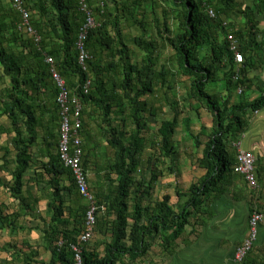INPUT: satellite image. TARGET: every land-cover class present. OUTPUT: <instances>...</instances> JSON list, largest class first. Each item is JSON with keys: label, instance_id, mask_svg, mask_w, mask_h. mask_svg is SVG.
Wrapping results in <instances>:
<instances>
[{"label": "trees", "instance_id": "1", "mask_svg": "<svg viewBox=\"0 0 264 264\" xmlns=\"http://www.w3.org/2000/svg\"><path fill=\"white\" fill-rule=\"evenodd\" d=\"M22 1L40 37L38 45L19 30L20 17L11 3L0 0V68L9 81L4 98L9 104L6 115L12 125L14 153L12 171L7 168L6 152L0 158V173L10 176L8 182L0 176V187L16 202L11 211L6 207L3 210L4 203L0 202V232L12 237L38 231L48 260H36L39 250L27 241L22 242L26 249L10 241L0 246V252L18 264H73L71 246L78 243L84 231L88 205L79 195L72 173L58 156L59 129L58 135L53 130L58 126L54 112L59 114L57 89L46 56L53 58L67 88L81 102L80 135L87 146H82V163L85 148L89 153L93 146L87 127L94 116L100 120L101 138L114 151L112 162L106 166L107 181L115 176L108 191H92L88 186L97 214L94 236L81 247L83 263L121 264L125 256L133 262L147 253L150 238L174 242L187 227L194 225L197 216L208 214L207 204L227 192L229 183L237 178L243 180L234 171L236 145L247 128L249 114L264 107V84L258 88L248 77L253 70H264V30L259 28L260 20H264V0H86L98 23L86 40L91 55L88 73L82 72L77 64L75 43L84 22L78 0ZM209 9L214 17L208 14ZM148 16H152L158 37L173 49L178 74L189 80V91L183 99L188 101L186 111L193 114L181 117L172 110L173 117L161 121L155 130L149 141L152 153L145 158L149 131L147 118L143 116L147 111L145 99L154 93L156 85L166 86V69L154 70L159 47L153 36L146 38L144 19ZM123 24L130 29H142L133 40L142 52L140 63L131 60L121 30ZM229 34L238 43V52L243 57L240 64L230 49ZM88 78L90 86L84 93ZM219 82L224 93L208 92L207 85ZM253 87L259 92L250 100ZM233 92L237 94L235 97ZM176 106V102L171 105L173 109ZM201 110L211 118L208 129L202 125ZM44 114L51 115L45 126ZM180 129L191 140L192 147L202 149L198 166L204 171L184 192L178 184L179 142L174 139ZM39 138L43 147L42 161L38 162L32 150ZM82 166H87L86 160ZM31 170L36 171L25 181ZM259 171L255 159L257 178ZM167 175H174L177 180L178 201L171 205L170 197L163 195L153 203L155 185ZM62 179L68 181L67 186H60ZM26 183L32 184L35 191L28 186L25 189ZM243 184L250 191L244 180ZM71 196L74 199L67 204L66 197L70 200ZM181 199L185 201L181 203ZM42 201L45 218L36 209ZM39 219L40 229L38 225H28L27 220ZM260 252L254 245L239 264H264Z\"/></svg>", "mask_w": 264, "mask_h": 264}, {"label": "crops", "instance_id": "2", "mask_svg": "<svg viewBox=\"0 0 264 264\" xmlns=\"http://www.w3.org/2000/svg\"><path fill=\"white\" fill-rule=\"evenodd\" d=\"M259 28L264 30V20H260ZM0 76H2V73ZM248 77L253 79V85L255 84L258 88L263 87L264 70H253ZM6 82L9 84V81ZM253 88L255 90L250 92V100L259 92L258 89ZM224 92L225 90L221 88L218 94ZM236 95L233 92V97ZM8 106L9 104L6 99H4V103L0 102V158L6 152V159L9 163L7 168L12 171L14 157L12 149L13 133L11 122L6 115ZM54 112L58 119V126L53 128V130L58 135L60 119L58 118V111ZM200 116L202 125L208 129L211 126L210 116L204 110H201ZM49 119H51V115L44 114L42 117L43 126L48 124L47 121ZM184 137L186 140H189L186 134ZM40 139H38L37 145H34L32 150L38 162L42 161L41 147L43 146ZM179 141L181 143L182 138L180 140L177 139L175 142ZM237 144H239V148L255 156L257 168L260 170L258 173L259 179L257 178L260 186L259 190H261L260 193L247 190L243 184V180L237 178L227 185V192L216 199L214 198L207 204L208 214L202 213V215L197 216L195 221H193L194 225L187 227L183 235L178 237L174 242L171 239L168 241L167 238L166 240H162L159 237L155 239L150 238L148 239L150 247L145 255L135 259L133 262L129 261L128 256L122 257L121 264H234V253L246 237L248 219L252 210H260L264 215V107L260 111L249 114L247 128ZM201 150L200 147L198 149L195 147L178 148L180 176L178 184H180L181 192H184L193 181L199 179L204 174L203 169L198 166L202 153ZM1 164L2 161L0 160ZM167 164L169 163L166 162ZM5 175L6 182H8L10 176L8 177V173ZM176 186L177 180L174 175H167L161 178L155 185L151 201L155 203L160 201L163 195H167L170 197L171 205L177 203L178 198L175 196ZM5 196L12 201V198L4 194L0 187V202L6 199ZM184 201L183 199L180 200L181 203ZM125 243L129 245V242ZM255 248L262 249L261 256L264 261V219L259 227ZM7 260H11L8 255Z\"/></svg>", "mask_w": 264, "mask_h": 264}, {"label": "built area", "instance_id": "3", "mask_svg": "<svg viewBox=\"0 0 264 264\" xmlns=\"http://www.w3.org/2000/svg\"><path fill=\"white\" fill-rule=\"evenodd\" d=\"M12 8L19 14L20 23L19 30L32 39L35 45L40 42V37L34 30L30 22V11L22 0H8ZM80 10L84 13V22L79 28L75 49L77 52V64L82 72L88 73L87 63L91 59V55L86 47L88 34L97 25L96 17L91 8L88 7L86 0H78ZM208 14L214 17L212 10H208ZM230 49L234 52L235 61L240 64L243 61L242 55L238 52V43L234 37L227 35ZM46 64L49 65L51 79L57 89L56 103L59 109V141L57 145L60 163L70 170L75 184L78 188L79 195L86 201L88 208L84 218V231L78 238V243L72 245L71 249L74 254L73 264H84L82 259V245L91 241L94 236L96 227V206L93 197L88 190L87 175L83 170V143L80 135L82 127L81 111L82 105L79 98L67 88L65 80L58 73L54 60L51 56L45 57ZM238 72V70H237ZM236 72V74H237ZM238 75V74H237ZM236 75V77H237ZM235 77V79H236ZM90 86L88 78L83 86L84 93H87ZM241 88L238 93H241ZM236 165L234 171L242 176L248 188L256 192L259 189L257 177L255 175V156L239 148L236 145ZM264 215L253 209L248 219V229L246 237L242 243L236 248L233 263L239 264L243 261L247 253L253 248L258 238L260 224L263 222Z\"/></svg>", "mask_w": 264, "mask_h": 264}, {"label": "rangeland", "instance_id": "4", "mask_svg": "<svg viewBox=\"0 0 264 264\" xmlns=\"http://www.w3.org/2000/svg\"><path fill=\"white\" fill-rule=\"evenodd\" d=\"M4 4H8L6 1H3ZM145 5H148V2L145 3ZM161 9L158 10V13H161ZM141 18V17H140ZM152 16H148V19H144L145 21V27L147 28V39H151V36L154 37V39L157 41L158 45V63L155 67V72H160L164 69H166V86L162 87L161 84L156 85V89L154 88V93L151 95H147L148 97L145 99L147 102V111L144 112L143 116L147 118L146 123L147 126L149 127V131L147 132V140L146 143L148 146L146 147L144 151V157L148 158L149 155L152 153V149L149 147V141L150 139L154 138V133L155 130L158 128L159 124L163 120H169L173 117L172 110L174 112L180 113L181 117L187 116L188 114H193V112H187L186 109H188V101H184L186 98L185 96L188 94L189 91V80L178 74L177 72V59L175 57V53L170 46H168L166 43H164L163 40H161L158 37L157 33V28L153 26L152 21H151ZM171 19V18H170ZM124 23V22H123ZM173 20H170V27L171 29L173 28ZM122 33H123V38L128 45L130 51H131V60L132 62H137L140 63V60L142 58V52L134 45L133 40L138 37L142 33V29H130L128 28L125 24L122 25ZM163 35H166L163 32ZM29 38V37H28ZM1 68H0V74H1ZM7 79L5 76H0V102L4 98L5 91L8 89L9 84L6 82L8 81L5 80ZM221 88H224L222 82H219L217 84H211L207 85V90L208 92H216L221 90ZM184 98V99H183ZM175 100V101H174ZM174 102L177 103V106L174 107V109L171 107ZM8 103V101H7ZM169 104H171L169 106ZM153 114V115H151ZM114 118V114L111 116V119ZM93 121L88 122V129L91 133V141H92V148L87 152L85 148V156L83 159L86 160L87 166L83 167L87 173L88 177V186L89 189L94 191L95 189L101 190L103 189L105 192L108 191V186L112 184L115 176L112 175L110 176V180L107 181L106 179V166L112 162L114 151L113 149L110 148V146L106 143L104 139L101 138L99 134V128L98 125H100V120L98 119L97 116L93 117ZM118 122V121H116ZM115 122V124H116ZM195 124L197 122L196 119L193 121ZM114 125V124H113ZM129 130V129H128ZM198 131V130H194ZM185 134L183 133L182 130H178L175 134V140L181 139L182 142L180 143L179 141V147H192V142L189 139H185ZM203 141L206 139L204 137H201ZM84 141V139H83ZM86 146V143L84 141L83 143ZM14 154V153H13ZM82 163V164H83ZM39 169V168H37ZM36 170H31L28 172L26 175L25 181L30 180ZM6 175L2 174V177H5ZM9 177V175H8ZM31 183V181H29ZM60 186L64 187L68 185L67 180H61L59 181ZM29 184V183H28ZM27 183L25 184V189L26 186L31 187L32 191H35V188L32 184L28 185ZM165 187V185H164ZM6 199L2 202L4 203V206L2 207L3 210L5 207L7 208L8 211H11L14 209V205L16 204L15 201H10L7 196H5ZM74 199V197L71 196L70 200L66 197V203L71 204V200ZM37 213L39 216L45 218L46 214L44 212L45 209V202H39L38 205L36 206ZM28 225L30 226H36L38 225L39 229L41 228V223L42 221L39 219L38 221L34 220H27ZM98 237V236H97ZM14 242L17 244L18 248L22 247V249H26V245L23 244L22 242L27 241L29 245L32 247H37L39 250L40 255L37 257L36 260L42 259L44 261L48 260V253L45 252V250L42 248V241L40 240L39 233L38 231H33L30 234H20V235H14L12 237L8 236L6 232H0V246L3 245L4 243L8 242ZM96 242V241H95ZM26 251V250H25ZM262 249L260 254L262 255ZM0 264H18L16 262H11L7 260V254L0 252Z\"/></svg>", "mask_w": 264, "mask_h": 264}]
</instances>
